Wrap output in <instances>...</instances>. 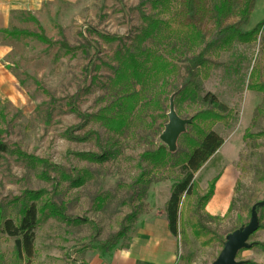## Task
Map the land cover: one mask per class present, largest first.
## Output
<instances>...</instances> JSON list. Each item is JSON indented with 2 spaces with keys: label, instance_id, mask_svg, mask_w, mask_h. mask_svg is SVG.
Returning <instances> with one entry per match:
<instances>
[{
  "label": "rangeland",
  "instance_id": "374dc122",
  "mask_svg": "<svg viewBox=\"0 0 264 264\" xmlns=\"http://www.w3.org/2000/svg\"><path fill=\"white\" fill-rule=\"evenodd\" d=\"M225 1L223 28L237 24L246 1L247 14L237 32L246 34L264 19V0ZM217 3L0 0V142L5 149L0 156V227L21 207H47L36 217L31 258L21 264L97 262L101 256L96 245L123 227L116 245L121 248L138 219L151 220L147 212L162 211L170 188L180 181L177 164L139 158L158 149L173 154L186 131L171 153L158 142L168 106L178 121L187 123L202 108L205 95L230 114V121L226 128L211 129L221 147L191 177L195 188L180 202L175 264H211L219 253L217 246L199 249L188 221L223 239L246 225L250 206L264 202V94L247 92L253 82L264 90V31L252 45L215 49L195 86L185 93L180 89L181 69L201 50L180 31L191 27L208 42ZM141 19L152 20L156 30L151 32ZM30 21L50 46L31 38L2 37L36 35ZM141 35L145 38L138 47L136 75L116 80L113 55L133 48ZM60 44L70 52L60 50ZM106 113L120 117L122 126L106 130L93 120ZM224 170L234 181L229 212L223 220L210 221L195 201ZM26 194L43 196L32 203ZM130 214L133 221L127 220ZM259 219L262 232L264 212ZM242 253L235 262H242ZM0 264H13L11 242L1 235Z\"/></svg>",
  "mask_w": 264,
  "mask_h": 264
},
{
  "label": "trees",
  "instance_id": "16d2710c",
  "mask_svg": "<svg viewBox=\"0 0 264 264\" xmlns=\"http://www.w3.org/2000/svg\"><path fill=\"white\" fill-rule=\"evenodd\" d=\"M248 1L242 6L241 11L237 15V24L226 28L222 27V23L227 16L228 6L225 0H218L217 7L213 12V28L208 42L205 44L197 33L194 32L193 28L187 27V30H181L180 33L185 36L186 40L192 45H198L201 50L193 57H190L186 62L185 66L181 69L182 71V82L181 91L191 90L197 80L199 79L200 72L206 70L208 66L209 55L217 48L228 49L232 45L244 47L252 45L258 35L264 31V19L258 23L251 31L246 34L240 35L237 32V28L244 23V19L247 14ZM138 15L140 16L139 12ZM146 23L147 28L154 32L158 26L150 19H141ZM36 31V35L27 36L24 34L9 35L2 33V37L5 39H19V38H31L37 41L41 45L50 46V43L45 41L41 37V33L37 25L30 21ZM151 34V33H149ZM144 35H141V39H135L136 44L131 49H126L120 54L113 55L115 62L114 77L116 80L125 78L127 74L129 76H135L137 72V59L140 56L138 47ZM59 49L65 53L70 52L63 45H59ZM251 78V76H250ZM248 93L260 95L263 97L264 90L253 82V86L247 89ZM124 104L128 105L129 99H124ZM113 107V105H111ZM115 109H119V106L115 105ZM201 109L197 111L188 121V125L185 127L186 133L181 136L180 145H176V151L171 155H166L161 149H158L152 155H142L139 158L140 162H154L163 158L168 161H172L177 164V170L179 172L180 181L172 186L168 193V198L162 207V214L166 226V232L171 239H176L179 236V209L181 200L187 199L192 191L194 185L191 184V177L197 173L208 160H210L221 147V142L215 138L211 133V129L214 126H220L226 128L230 121V114L225 112L222 108L215 105L214 100L205 95L201 99ZM111 114H104L98 116L94 121H97L101 126L106 129H117L122 126V119L116 116H110ZM3 122L2 113L0 110V123ZM1 136V135H0ZM5 154V149L0 142V156ZM32 163L38 165L44 171L49 170L43 163L33 161ZM217 181V177L211 180L206 187L205 194L197 199L196 206L202 212L203 208L209 202L212 196V189ZM134 184L137 186L138 181ZM43 194H26L23 197L32 203H37L41 199ZM250 206L246 212V222L248 219V212ZM47 209L45 204L36 210L32 205L28 207H21L12 221L2 223L0 227V235L6 240H9L12 245V260L13 264L27 263L32 255V233L36 224V217L41 214L42 211ZM229 212V207L225 215L221 218L223 220ZM264 212V207L256 213L257 230L256 233L261 231L259 228V213ZM127 220L133 221V216L130 214ZM212 221L211 219H208ZM131 223V222H130ZM187 226L190 231V235L194 241L198 242L199 249H207L210 246H217L220 249L222 239H219L215 235L206 232L202 229L194 226L188 221ZM245 226V225H244ZM243 226V227H244ZM231 231L226 236L235 232ZM125 229L120 227L117 234L106 239L101 244L95 246L96 252L101 256H106L112 252L114 247L122 240ZM225 236V237H226ZM258 249L264 255V247L261 245H250V250ZM249 264V263H242Z\"/></svg>",
  "mask_w": 264,
  "mask_h": 264
},
{
  "label": "crops",
  "instance_id": "0c3cea01",
  "mask_svg": "<svg viewBox=\"0 0 264 264\" xmlns=\"http://www.w3.org/2000/svg\"><path fill=\"white\" fill-rule=\"evenodd\" d=\"M0 19L3 22L1 14ZM233 186L231 173L227 170L222 171L213 186L211 199L202 210L206 218L220 220L225 215L230 204ZM147 213L152 214L153 219L144 221L138 219L121 248L118 245L110 254L97 257V262L86 264H175L174 241L166 232L162 211ZM252 239L254 241L250 245L264 247V231L255 233ZM242 254L241 263L264 264V255L258 249Z\"/></svg>",
  "mask_w": 264,
  "mask_h": 264
},
{
  "label": "water",
  "instance_id": "95a60500",
  "mask_svg": "<svg viewBox=\"0 0 264 264\" xmlns=\"http://www.w3.org/2000/svg\"><path fill=\"white\" fill-rule=\"evenodd\" d=\"M187 125L188 123L178 121L172 113L171 106H168L166 126L158 139V142L165 148L167 153L172 152L173 144ZM263 207L264 202H261L249 209L246 225L222 239L219 253L211 264H242L235 262V257L238 253L250 250L247 241L249 237L256 233V213Z\"/></svg>",
  "mask_w": 264,
  "mask_h": 264
}]
</instances>
